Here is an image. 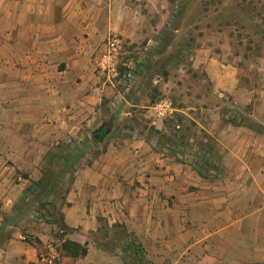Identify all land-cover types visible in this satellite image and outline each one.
I'll return each instance as SVG.
<instances>
[{
    "label": "crops",
    "instance_id": "obj_1",
    "mask_svg": "<svg viewBox=\"0 0 264 264\" xmlns=\"http://www.w3.org/2000/svg\"><path fill=\"white\" fill-rule=\"evenodd\" d=\"M128 6L0 0V264H124L122 248L97 241L116 224L137 238L152 264H264V85H240L228 64L203 68L213 95L232 96L241 120L217 113L205 124L193 112L205 140L214 142L216 168L208 176L170 156L154 137L107 141L109 130L57 177L53 198L69 232L30 209L10 224L31 182L43 177L47 157L83 139L100 118L103 97L116 91L96 57L111 33L136 36L134 21L124 25ZM64 239L86 243L87 253L64 255ZM43 253L54 254L53 263Z\"/></svg>",
    "mask_w": 264,
    "mask_h": 264
},
{
    "label": "rangeland",
    "instance_id": "obj_2",
    "mask_svg": "<svg viewBox=\"0 0 264 264\" xmlns=\"http://www.w3.org/2000/svg\"><path fill=\"white\" fill-rule=\"evenodd\" d=\"M128 3L131 9L126 11L129 19L124 25L134 21L136 36L127 38L111 33L103 41V52L96 57L98 69L104 68L110 74L122 98L113 100L116 91L103 97L98 106L100 118L83 139L73 138L68 150L80 147L83 152L87 145L102 142L108 134L94 138L93 131L104 123L105 129L112 130L107 141L129 135L154 137L170 156L193 166L198 159L197 151L209 143L205 131L194 122L193 112H198L200 122L205 124H210L217 113L222 119L241 120L240 110L231 103L232 96L219 97L216 92L213 95L212 83L203 66L211 62L213 67L223 69L222 65L228 64L237 71L240 85L249 88L264 85V0H128ZM113 36L120 40L116 51L109 49ZM131 67L140 70L129 79L126 73ZM164 99L172 112L158 116V109L152 107ZM192 106L196 109H187ZM152 127L160 133H155ZM210 143L214 145L213 141ZM97 151L92 149L91 153ZM211 155L215 156L213 152ZM47 158L42 167L45 181L59 174L57 163L51 161V155ZM55 198L52 195L49 201L55 203ZM125 234L120 227L104 229L97 241L115 250L122 248ZM124 264L139 263L133 256H126Z\"/></svg>",
    "mask_w": 264,
    "mask_h": 264
},
{
    "label": "trees",
    "instance_id": "obj_3",
    "mask_svg": "<svg viewBox=\"0 0 264 264\" xmlns=\"http://www.w3.org/2000/svg\"><path fill=\"white\" fill-rule=\"evenodd\" d=\"M139 70L140 69L137 68L135 69V72H137L138 74ZM150 103H155V99ZM151 129L154 130L155 133H160V131L155 127H152ZM205 138L207 139L210 137ZM167 140L170 141L171 139ZM165 144L167 143L165 142ZM81 149L82 148L80 147L74 148V150L72 151L66 149L68 150V153L61 155V153H63L65 149L63 150L60 148V150L54 154L55 156L52 154L51 161L57 163L59 173L58 176L62 175L64 172L72 170L74 161H76L83 154ZM197 154L198 159L194 161L193 166L199 173V175L206 177L209 175V171L211 170V168L215 167V165L212 163V145H210V143H204L203 148L199 149V151H197ZM70 158L72 160H70ZM44 181L45 180L42 177L37 181L31 182L26 190V196L24 197V199H22V202L18 204L19 214L12 216L10 224L14 221V217L19 218L23 211L30 209L34 211L35 217L37 219L55 224L56 227L58 229H62L64 233L69 232L70 228L65 224L62 213L57 209L56 204L52 201H49L48 199L49 197L54 195L53 193L57 188H59L60 183L57 181V178L52 177L48 178L45 182ZM21 209L23 211H21ZM116 225L122 228L123 232L126 233L125 241L122 246L123 254L125 256H133V258L136 259L139 264H152L149 260L145 259L143 255V248L137 238L127 232L124 225ZM101 246L104 247V244H101ZM59 249L64 253V255L71 257L84 256L87 253L86 243L81 244L70 239H64L60 243Z\"/></svg>",
    "mask_w": 264,
    "mask_h": 264
},
{
    "label": "built area",
    "instance_id": "obj_4",
    "mask_svg": "<svg viewBox=\"0 0 264 264\" xmlns=\"http://www.w3.org/2000/svg\"><path fill=\"white\" fill-rule=\"evenodd\" d=\"M119 38L117 36H113L109 39V49L112 51H116L118 45H119ZM106 57V56H105ZM134 67H131L130 70L126 73V76L131 79L133 78L135 75V71H134ZM169 104L166 101H160L158 102V104L155 106V108H157V115L158 116H164L166 113H171L172 111L169 108ZM41 258L43 260H45L48 263H53L54 259H55V255L52 253H43L41 255Z\"/></svg>",
    "mask_w": 264,
    "mask_h": 264
},
{
    "label": "water",
    "instance_id": "obj_5",
    "mask_svg": "<svg viewBox=\"0 0 264 264\" xmlns=\"http://www.w3.org/2000/svg\"><path fill=\"white\" fill-rule=\"evenodd\" d=\"M104 127V123L100 126V128L94 130L93 132V136L97 137L99 136V133L101 132L102 128ZM109 132V129H106L101 135L100 137L102 138L104 134H107Z\"/></svg>",
    "mask_w": 264,
    "mask_h": 264
},
{
    "label": "flooded vegetation",
    "instance_id": "obj_6",
    "mask_svg": "<svg viewBox=\"0 0 264 264\" xmlns=\"http://www.w3.org/2000/svg\"><path fill=\"white\" fill-rule=\"evenodd\" d=\"M106 127L104 126L103 128H102V130H101V132L99 133V135H101L106 129H105ZM99 137V136H98Z\"/></svg>",
    "mask_w": 264,
    "mask_h": 264
}]
</instances>
